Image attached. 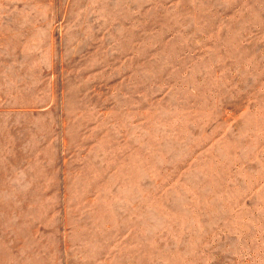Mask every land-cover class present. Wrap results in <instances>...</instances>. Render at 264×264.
<instances>
[{"label": "rangeland", "instance_id": "1", "mask_svg": "<svg viewBox=\"0 0 264 264\" xmlns=\"http://www.w3.org/2000/svg\"><path fill=\"white\" fill-rule=\"evenodd\" d=\"M0 264H264V0H0Z\"/></svg>", "mask_w": 264, "mask_h": 264}]
</instances>
